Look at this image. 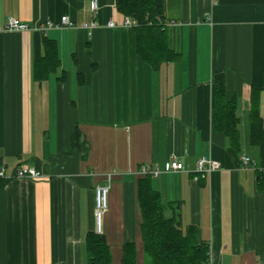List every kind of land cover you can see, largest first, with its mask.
Instances as JSON below:
<instances>
[{
	"label": "crops",
	"instance_id": "obj_1",
	"mask_svg": "<svg viewBox=\"0 0 264 264\" xmlns=\"http://www.w3.org/2000/svg\"><path fill=\"white\" fill-rule=\"evenodd\" d=\"M91 1L0 0V264H87L98 186L109 187L101 233L112 264L128 242L137 264H151L138 201L144 165L160 169L152 184L172 204L167 214L194 228L210 264H264V176L243 162L261 164L251 120L254 88L264 120V0H166L180 55L157 68L138 55L116 0H98L97 11ZM64 15L74 27L41 29ZM10 18L29 28L10 30ZM44 39L59 62L42 77ZM233 100L237 139L215 123L216 105ZM205 155L220 168L195 181ZM171 159L186 169L170 170ZM22 164L41 177H16Z\"/></svg>",
	"mask_w": 264,
	"mask_h": 264
},
{
	"label": "trees",
	"instance_id": "obj_2",
	"mask_svg": "<svg viewBox=\"0 0 264 264\" xmlns=\"http://www.w3.org/2000/svg\"><path fill=\"white\" fill-rule=\"evenodd\" d=\"M117 9L124 15L138 20L133 27L136 32L137 52L140 58L153 66L160 67L163 62L171 61L180 55L173 47L166 23V0H116ZM47 55L43 59L41 74L57 67L59 62L55 55L52 40L44 39ZM54 54V55H52ZM83 82V81H82ZM217 96L223 94L216 91ZM237 103L233 100L216 105V126L229 133L233 139L239 137ZM81 133L76 130L73 141L86 152L80 141ZM251 143L260 151L261 164L257 168L259 179L264 176V120L260 111L259 91L254 88ZM152 175L146 174L138 181V201L141 210V232L144 251L151 264H210L209 246L199 242L194 228L184 232L179 215L175 209L168 215L170 203H164L159 191L152 184ZM8 179L0 178V186ZM87 264H112L113 254L104 234L89 231L85 237ZM121 264H137V246L128 242L123 247Z\"/></svg>",
	"mask_w": 264,
	"mask_h": 264
},
{
	"label": "built area",
	"instance_id": "obj_3",
	"mask_svg": "<svg viewBox=\"0 0 264 264\" xmlns=\"http://www.w3.org/2000/svg\"><path fill=\"white\" fill-rule=\"evenodd\" d=\"M91 8L93 11H97L99 8L98 0L91 1ZM123 24L126 27L133 28L138 24V20L131 16H124ZM116 22L114 20H109L108 26L114 27L116 26ZM75 22L67 15L62 16L59 21L48 20L41 26V29L47 31L51 28H64V27H74ZM97 26L96 22H92L91 24H84L85 28H89L90 33ZM7 27L10 30H27L29 28L28 24L19 22L14 18H10L7 23ZM244 165L250 166L254 169H257L256 163L252 160V158L248 155L243 156ZM220 168V163L217 160H214L210 156H202L197 160L194 180L199 181L202 178H207L213 172ZM169 169L175 171H182L186 169V164L180 159H171L169 161ZM142 171L144 174H151L154 177H157L160 174V169L153 168L151 165L142 166ZM16 177H30V178H40L41 173L33 166L28 164L20 165L15 172ZM8 177L5 173V168L2 167L0 169V178ZM108 192L109 187L107 186H98L96 190V209H95V217H96V232L101 233L102 231V216L104 211L108 206Z\"/></svg>",
	"mask_w": 264,
	"mask_h": 264
}]
</instances>
